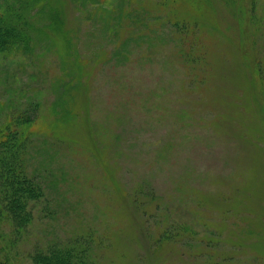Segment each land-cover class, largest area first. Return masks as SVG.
<instances>
[{
    "label": "rangeland",
    "instance_id": "374dc122",
    "mask_svg": "<svg viewBox=\"0 0 264 264\" xmlns=\"http://www.w3.org/2000/svg\"><path fill=\"white\" fill-rule=\"evenodd\" d=\"M0 14L18 26L0 138L40 132L24 164L44 187L20 236L0 216V264L67 242L78 264H264V0H0Z\"/></svg>",
    "mask_w": 264,
    "mask_h": 264
},
{
    "label": "trees",
    "instance_id": "16d2710c",
    "mask_svg": "<svg viewBox=\"0 0 264 264\" xmlns=\"http://www.w3.org/2000/svg\"><path fill=\"white\" fill-rule=\"evenodd\" d=\"M8 22L10 24H7ZM15 34H18V26L13 23L12 19L8 20L0 14V52L10 50L9 42H16L17 40ZM28 108L35 110V107ZM25 113L24 109L22 115L19 116L22 123L26 121V118H24ZM22 125L21 127L20 122L19 124H12L11 130L6 135L5 130H3L4 135H1L0 138V216L11 217V232L9 234L14 238L20 236L21 232L32 222V210L29 205L44 195L43 185L36 181L33 183L32 180L34 179L33 177L32 180L30 179V175L27 173V166L24 164L25 155L30 158L31 153V149H27V142L29 140L31 145L35 140V136H40V132L36 133L37 130L27 131L29 126H26L27 124ZM16 134L20 135V139H18L19 137ZM2 137L4 138L3 142ZM8 147L13 149V151L16 148V151L14 153L6 152L5 149ZM2 203H5L6 208L2 207ZM232 206L235 205L232 203ZM2 209L5 211L2 212ZM5 218L3 221H6ZM67 243L42 247L41 251L34 256L35 263L70 264L72 256L76 257L77 264L78 260L82 262V258L76 253L80 246L75 243Z\"/></svg>",
    "mask_w": 264,
    "mask_h": 264
}]
</instances>
